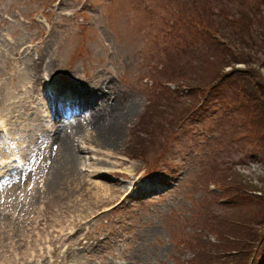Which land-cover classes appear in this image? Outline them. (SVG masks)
Returning a JSON list of instances; mask_svg holds the SVG:
<instances>
[{"label": "rangeland", "instance_id": "374dc122", "mask_svg": "<svg viewBox=\"0 0 264 264\" xmlns=\"http://www.w3.org/2000/svg\"><path fill=\"white\" fill-rule=\"evenodd\" d=\"M219 3L209 10L206 0H0V127L17 133L0 134V165H30L18 177L14 210L0 209V264L4 256L11 264L252 263L231 246L227 221L262 218L264 108L249 120L216 95L191 113V100L203 97L184 85L221 70L234 72L235 83L236 69L247 67L232 49L202 39ZM21 43L28 68L14 62ZM261 49L251 50L255 62L249 48L235 50L264 80ZM10 64L13 76L4 74ZM33 73L37 103L28 91ZM47 92L83 100L68 133L58 135L69 110L64 116ZM102 93L133 104L107 146L93 138L96 105L90 110V97L102 104ZM68 139L74 169L54 178Z\"/></svg>", "mask_w": 264, "mask_h": 264}, {"label": "trees", "instance_id": "16d2710c", "mask_svg": "<svg viewBox=\"0 0 264 264\" xmlns=\"http://www.w3.org/2000/svg\"><path fill=\"white\" fill-rule=\"evenodd\" d=\"M215 0H206L207 8L209 10L213 8ZM264 0H224V3L217 5V13L215 14L214 23L206 27L202 31V39L205 37L207 40H211L215 47H220L222 51L232 49L233 60L235 63H246V69H236L238 82H232L234 78L233 73L219 71L218 74L210 77L204 75L203 80L197 82L196 79L192 82H188V85L184 84L189 89L195 92V97H203L191 100L190 107L195 104L192 109H197L199 104L204 108L207 102L214 100L222 95V101L218 104L225 108L228 102H231L239 106L246 117L253 119L252 112L256 109L262 110L264 108V80L260 74H257L252 67H250L249 61L255 62L254 55L252 56L251 50L253 46L264 47ZM227 8V10H226ZM220 12V13H219ZM245 17L247 20L243 19ZM186 21V18H185ZM220 37V38H219ZM230 37V38H229ZM227 38L231 43L228 44L225 41ZM228 45V46H227ZM214 47V48H215ZM243 48H249V56L252 60L244 59L240 56L239 50ZM235 49H239L236 51ZM260 50V49H258ZM264 51V49H261ZM258 63L264 66V58L258 57ZM199 74V73H198ZM233 85V89L230 91V85ZM227 85V90L224 91V87ZM253 93V94H249ZM209 108V107H208ZM197 110H192L197 114ZM264 124V116L262 117ZM227 185V184H226ZM241 184L229 186L232 189H238ZM228 188V187H227ZM225 188L227 192H232L230 189ZM256 190H260L258 186H254ZM244 191L247 192V189ZM249 191V190H248ZM234 193V192H232ZM263 195V194H262ZM261 203H264V195L261 196ZM262 218H256L255 220L250 216L229 219L231 227L228 233L234 234V239L231 243L232 247H239L243 249L244 256H241L240 261L245 263L252 262L251 264H258V261L264 254V208L260 211ZM238 223V224H237ZM240 224V225H239ZM246 249V250H245ZM213 259V258H212ZM207 260V259H205ZM216 260V259H215Z\"/></svg>", "mask_w": 264, "mask_h": 264}, {"label": "bare ground", "instance_id": "6f19581e", "mask_svg": "<svg viewBox=\"0 0 264 264\" xmlns=\"http://www.w3.org/2000/svg\"><path fill=\"white\" fill-rule=\"evenodd\" d=\"M4 44L7 47H9V45L11 43L6 41ZM20 45L23 46L24 49H22L21 51H19L18 49L15 50L14 62L18 61L20 59H23L22 62L24 63V61L26 60L27 63H25L24 67L28 68L29 67L28 61L30 59L29 54H27L26 48L24 47L23 43H21ZM38 67H39V64L36 62V68H38ZM14 68H15L14 65H12V64L8 65L6 68V71H4V74L9 75V76H13ZM32 76L33 77H30V78H33V79L31 81H29L31 86H30V88H28V91H29V89L34 90V92L36 93V97H34V102L37 103V100L42 99L43 96L40 92H38L36 90L38 83H36L37 85H35V82H33L34 79L37 80V74L33 73ZM101 89L102 88H100V90ZM105 90L112 92L108 85L105 86ZM69 93H72V92H69ZM105 93L107 94L108 92H105ZM66 96H69V94H66ZM102 96H103V93H102ZM111 97H109V95H104L102 98L104 101L103 100L101 101L102 104L99 102L96 95H92L90 97V100H91V102H90L91 109L90 110H94L92 108L93 104L96 105V109L94 110V113L96 114V116L95 117L93 116L95 118V120H94V123L92 125L94 128V131H93L94 137L93 138H94V140H96V142H98V144H100L102 146H107V143H110L111 141L117 143V141L119 140L118 135H120L121 132H120V128L116 129V130H115V128H116V126H120L121 124H123L125 117H127L133 110L132 109L133 108L132 103H130L128 106H126L124 108L121 106L122 103L115 104L112 101H110V100H113ZM115 98L117 100V97H115ZM105 102H107V103H105ZM80 103L84 104L83 100H80ZM5 105H6V103H5ZM60 107H64L63 103L60 104ZM63 110L61 112H63ZM78 116H82L81 113L70 114V120H69L68 124L64 125V127L60 130L58 135H63L65 133H68L70 130V126L74 123V121H76L78 119ZM39 123L44 124L43 121L39 122ZM46 123H48V122H46ZM76 133L79 134V131H77ZM11 134H12V136H14V134H17V133L9 132V135H11ZM65 139H67V138H65ZM71 139L75 140V137H72ZM71 139H68L66 142H62L63 151L62 152L59 151V154H61V155H59L58 162L56 163L57 170L53 176L54 178H56L57 172H59V175H60V173L64 174L68 171L69 172L73 171L72 169H74V162L72 160L73 154L71 152H67L68 150H66L67 148H69L70 144L72 147V140ZM59 143L61 145V142H59ZM56 150H57V147H56ZM8 164H9V162L5 163V166L3 167V168H6L3 171L4 174L9 172ZM72 175H73V173L69 174V176H67V180L70 179L72 177ZM18 177L20 179L21 177H24V176L23 175H17L16 173H12L10 180H6L4 182L5 184L0 189L1 192H5L8 190L6 192L4 199L3 200L1 199V201H0V209L3 210V214H5V215L8 213L7 210L8 211L10 209L14 210L13 199H15L18 196L16 193L21 190L17 187L21 184ZM133 185H134V183H129L128 189H132ZM145 189H146V187H145ZM2 195H4V193ZM16 257L17 256H14L12 259H16ZM10 262H12V260L10 258H8L7 256L3 257L2 263L11 264Z\"/></svg>", "mask_w": 264, "mask_h": 264}]
</instances>
